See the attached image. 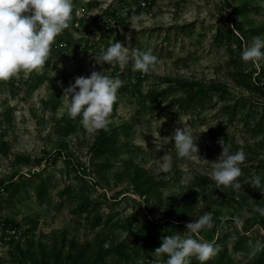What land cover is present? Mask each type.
Listing matches in <instances>:
<instances>
[{"label": "rangeland", "instance_id": "obj_1", "mask_svg": "<svg viewBox=\"0 0 264 264\" xmlns=\"http://www.w3.org/2000/svg\"><path fill=\"white\" fill-rule=\"evenodd\" d=\"M111 15L109 30L103 19ZM256 37L264 39V0H74L70 26L55 40L68 46H52L41 70L0 81V264H156L145 240L186 235V224L206 213L214 227L198 235L228 252L226 264H256L264 250L257 211L264 187L245 182L264 181V62L242 60ZM116 41L150 50L155 68L96 63L94 55ZM94 70L123 81L107 129L90 130L68 115L64 89ZM199 86L207 96L188 102ZM182 126L204 131L190 159L177 156L172 139ZM113 132L117 142L96 155L98 139ZM221 141L247 154L239 189L212 179ZM164 155L173 158L169 173L159 169ZM41 179L43 197L36 192ZM87 200L95 210H79ZM128 218L133 231L122 227ZM147 220L156 223L152 232ZM244 232L250 247L237 251Z\"/></svg>", "mask_w": 264, "mask_h": 264}, {"label": "clouds", "instance_id": "obj_2", "mask_svg": "<svg viewBox=\"0 0 264 264\" xmlns=\"http://www.w3.org/2000/svg\"><path fill=\"white\" fill-rule=\"evenodd\" d=\"M74 0H0V81H7L21 71L41 70L47 63L56 37L69 28L73 18ZM133 21L139 22L142 17L134 16ZM95 62L110 65L119 64L126 67L129 62L133 70L148 73L155 68L157 56L150 50L129 51L127 46L116 41L102 54L94 55ZM242 60L259 66L264 62V39L254 38L242 52ZM123 81L119 77L105 75L104 71H92L90 75L77 76L74 83L64 89L68 99V115L72 119L82 118V122L90 130L107 129L112 123L110 117L113 106L118 101V91ZM187 127H177L172 139L179 158L190 159L199 153L197 141L199 133ZM222 151L213 165L212 179L217 186L239 189L242 183V166L245 165L247 154L240 149L233 152L223 141ZM173 168V158L164 155L159 169L169 173ZM193 179L185 175L181 183ZM245 183L259 189L264 187L260 176H255ZM264 214V208H258ZM237 224L240 221H236ZM214 227L213 216L206 213L186 224V235L176 234L162 237L161 246L155 249L156 264H191L195 257L200 264H206L219 254L221 249L204 240L198 234L205 229ZM167 256L166 261L163 259Z\"/></svg>", "mask_w": 264, "mask_h": 264}, {"label": "trees", "instance_id": "obj_3", "mask_svg": "<svg viewBox=\"0 0 264 264\" xmlns=\"http://www.w3.org/2000/svg\"><path fill=\"white\" fill-rule=\"evenodd\" d=\"M249 86H251V84H248ZM260 85V84H257ZM184 86H187V84H184ZM252 87V86H251ZM262 88L264 89V84L263 87L258 88L261 90L262 93H264V91H262ZM208 88H206V86H199V88L197 89L196 92H194V94L187 99V101L189 102L192 100H202L204 97L207 96L208 94ZM160 96V95H159ZM239 105L240 103H236L232 106V110L230 109V113L235 114L237 112V109H239ZM117 135L116 132H113L111 134H103V136H101L98 141L96 142V146L94 148L96 155L101 156L103 154H105L106 152L110 151L111 148L113 147V145L117 142ZM2 150L3 153L8 155L9 152L7 150L6 144H3L2 146ZM15 159H17V157H15ZM82 173V172H81ZM82 179H85L86 176L82 175L81 176ZM13 181V180H12ZM15 183L11 184V189L13 191H16L18 189V185H15ZM10 190V189H9ZM36 192L38 193V195L40 197H43L47 194V187L45 184V181L43 179H41L39 181V183L37 184V188H36ZM97 205H93L91 201L87 200L84 202H81V204H79V210H82L84 212H91L93 210L96 209ZM102 216H97L95 218V223H99L101 221ZM144 225L146 226V230H148L149 232H152L153 229L155 228L156 223L151 221V220H147ZM122 227L129 230V231H133V219L132 218H128L125 222L122 223ZM249 234H247V232L241 233L239 236L238 241L236 242L234 249L237 251H247L248 248L250 247V244L247 246H244V243H246L250 236H248ZM146 244L148 245L149 249L154 250L161 246L162 241H160L157 237L154 236H149L148 239L145 240ZM121 246H125V244H121ZM166 256V255H165ZM167 257V256H166ZM230 256L228 255L227 251H221L219 252V254L217 256H215L213 259L209 260L206 262V264H226L228 263V261H230ZM89 261L87 260L84 264H89ZM193 264L196 263V260L192 261ZM98 263V261H97ZM37 264H41L39 262H37ZM43 264V263H42ZM50 264V263H48ZM56 264H63L60 261H56ZM72 264H78L77 259H75ZM256 264H264V250L260 256V258L257 260Z\"/></svg>", "mask_w": 264, "mask_h": 264}, {"label": "built area", "instance_id": "obj_4", "mask_svg": "<svg viewBox=\"0 0 264 264\" xmlns=\"http://www.w3.org/2000/svg\"><path fill=\"white\" fill-rule=\"evenodd\" d=\"M114 18V19H113ZM104 23H108V26L106 27L107 29L111 30L113 29V27L115 26L116 20L115 17L111 15L110 19H106V17L103 19ZM79 22L76 23V26H79ZM68 46L67 42L63 41V40H59L57 42H54L53 47L56 49H60L62 47H66Z\"/></svg>", "mask_w": 264, "mask_h": 264}]
</instances>
